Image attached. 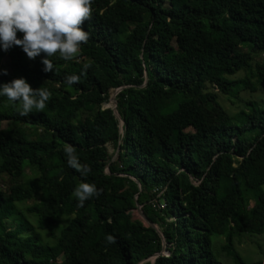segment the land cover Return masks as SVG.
Returning <instances> with one entry per match:
<instances>
[{"label": "trees", "instance_id": "obj_1", "mask_svg": "<svg viewBox=\"0 0 264 264\" xmlns=\"http://www.w3.org/2000/svg\"><path fill=\"white\" fill-rule=\"evenodd\" d=\"M92 8L88 42L72 60L48 57L51 72L44 54L0 47V85L24 78L51 93L27 116L0 96V264H224L214 237L233 264H264L235 244L264 234V107L241 100L238 120L221 99L264 84V0ZM241 70L257 82L236 78ZM66 145L86 176L69 167ZM27 169L38 175L24 181ZM83 182L103 192L79 207ZM137 204L156 227L134 217Z\"/></svg>", "mask_w": 264, "mask_h": 264}, {"label": "clouds", "instance_id": "obj_2", "mask_svg": "<svg viewBox=\"0 0 264 264\" xmlns=\"http://www.w3.org/2000/svg\"><path fill=\"white\" fill-rule=\"evenodd\" d=\"M93 0H0V47L6 52L13 46L23 49L29 59L44 54L42 60L45 72L53 71L54 65L48 57L59 54L64 60H72L86 44L90 34L84 30V23L91 19ZM18 33L23 38H18ZM87 67V66H86ZM7 74V70H4ZM80 77H66L68 84H75ZM0 96H5L14 104L21 105L20 115L27 116L43 111L51 93L44 87L34 89L24 78L14 79L0 85ZM69 167L86 176L91 167L82 164L71 145L64 147ZM103 189H97L94 183H80L73 195L78 206L83 207L92 197H98ZM108 243L115 238L107 237Z\"/></svg>", "mask_w": 264, "mask_h": 264}, {"label": "rangeland", "instance_id": "obj_3", "mask_svg": "<svg viewBox=\"0 0 264 264\" xmlns=\"http://www.w3.org/2000/svg\"><path fill=\"white\" fill-rule=\"evenodd\" d=\"M258 61H264V53H260L256 56ZM251 76L250 71H240L237 73L236 78ZM251 80L253 82H257L256 77L251 76ZM117 91V90H116ZM115 91V93H116ZM223 100V104L230 109L234 114L236 119L241 120V110H242V101H253L256 105L264 107V84H257V90L255 92H240L239 94H235L233 96H223L221 98ZM221 101V100H220ZM106 106H112L114 103L105 104ZM109 151H113V147H109ZM117 153H114V158H116ZM38 175V171L34 169H27L24 176V181L30 178H34ZM33 201H26L27 204H31ZM19 209L17 212H23L25 218L30 221L33 225L34 219L32 215L28 213L25 209L24 203H20ZM135 218L143 219L142 215L140 214L138 208L134 211ZM144 220V219H143ZM145 221V220H144ZM146 223V222H145ZM222 237H214V246L217 256H219L220 260L224 264H233L232 260L222 252H220V245L223 243ZM236 247L241 255L245 258L246 261L252 262L255 260H264V234L261 235H250L244 234L235 240ZM220 253V254H219Z\"/></svg>", "mask_w": 264, "mask_h": 264}, {"label": "water", "instance_id": "obj_4", "mask_svg": "<svg viewBox=\"0 0 264 264\" xmlns=\"http://www.w3.org/2000/svg\"><path fill=\"white\" fill-rule=\"evenodd\" d=\"M115 94H116V93H114L113 96H115ZM111 101L114 103V110H115V112H116L117 117L121 120L120 115H119V113H118V111H117V108H116V107H117V104H116L115 99L112 98ZM121 123H123V120H121ZM137 208H138L140 214L142 215L143 219L145 220L146 224H147V225H150V226H153V227H156V226H155V225H154V224H153V223H152V222H151V221L145 216V214H144L143 211H142V207H141V205L137 204ZM161 253H165V251H162ZM161 253H159V254H161ZM159 254H156L155 257H157Z\"/></svg>", "mask_w": 264, "mask_h": 264}]
</instances>
